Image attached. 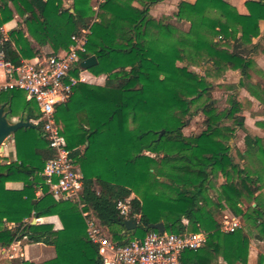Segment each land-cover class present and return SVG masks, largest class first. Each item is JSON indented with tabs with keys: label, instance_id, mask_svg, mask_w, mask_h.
Segmentation results:
<instances>
[{
	"label": "trees",
	"instance_id": "16d2710c",
	"mask_svg": "<svg viewBox=\"0 0 264 264\" xmlns=\"http://www.w3.org/2000/svg\"><path fill=\"white\" fill-rule=\"evenodd\" d=\"M163 1L105 0L96 15L92 0H73L69 8L63 0H0V40L6 24L21 20L0 44L14 66L38 57L49 44L55 52L68 50L72 36L90 28L81 60L96 56L98 65L90 72L107 76L104 86H76L70 102L55 113L84 176V208L48 194L42 176L48 141L41 125L22 128L15 133L17 161L2 164L0 157V248L26 239L55 248L56 258L39 264H102L99 247L88 239L83 212L97 218L119 246L144 239L149 226L160 223L168 234L207 233L204 247L184 253L182 264L241 261L244 230L222 232L216 217L223 209L241 217L264 241V138L247 136L245 153L237 151L238 161L232 154L249 105L241 91L264 106V74L254 80L257 60L264 56V0L248 1V15L225 0H181L175 16L191 24L188 34L150 14ZM229 71L239 72L240 79L223 86ZM218 87L230 93L222 111L213 98ZM0 104H6L11 117L40 116L20 91L2 94ZM200 113L206 129L185 135L188 120ZM9 182L23 188L8 190ZM132 195L137 198L130 218L140 216L134 234L125 230V219L116 210L118 200ZM53 216L62 230L26 222Z\"/></svg>",
	"mask_w": 264,
	"mask_h": 264
},
{
	"label": "built area",
	"instance_id": "2783aa9c",
	"mask_svg": "<svg viewBox=\"0 0 264 264\" xmlns=\"http://www.w3.org/2000/svg\"><path fill=\"white\" fill-rule=\"evenodd\" d=\"M97 13L99 8H95ZM90 28H82L72 36V45L68 50L51 56L25 60L20 66H14L6 59L0 49V96L10 91L24 93L27 102L34 104L40 114L31 119L35 126L41 125L44 137L48 141V159L42 176L49 188L48 194L57 201L77 204L82 202L84 176L75 165L68 149L66 138L56 123L55 113L58 106L67 105L74 89L79 84H88V78L81 69V55L87 53ZM7 39L0 40V44ZM78 69V75L73 72ZM38 196H42L39 190ZM133 197L118 200L116 210L121 218L132 219ZM87 224L88 239L99 247L102 264H182L187 251H198L208 241L204 232L176 235L151 230L144 239H134L129 244L119 246L101 226L99 220L90 212H83ZM140 220V216L133 217ZM242 228L239 217L226 218L222 225L225 233H234Z\"/></svg>",
	"mask_w": 264,
	"mask_h": 264
},
{
	"label": "crops",
	"instance_id": "0c3cea01",
	"mask_svg": "<svg viewBox=\"0 0 264 264\" xmlns=\"http://www.w3.org/2000/svg\"><path fill=\"white\" fill-rule=\"evenodd\" d=\"M92 1H93L92 4L93 10H94L97 7L99 8L100 3L103 2L104 0H92ZM184 1L189 2L190 4H195L197 0H184ZM225 1L229 5L234 7L239 14L241 15L249 14V11L246 7V3L251 0H225ZM63 2H64V6L66 8H69L71 7L73 0H63ZM180 2L181 0H164L163 2L153 6L151 8L150 14L155 18L161 17L162 14L173 16L174 14H176ZM133 6L137 8L140 7V5L137 2H135ZM20 22L21 20L16 17L13 21L6 24L1 29V34L3 38L8 39L9 33L15 28H17ZM184 27H185V31L187 32L188 27L190 29V24L185 23ZM260 27H261V34L264 37V22H261ZM33 47L39 49V47L35 43ZM55 53L58 52H55L52 45L49 44L40 50L38 57L47 56L49 54L53 55ZM257 69L261 73H264V56L260 57L257 60ZM1 73L2 71L0 70V76ZM85 75L88 78L89 85L104 86L106 83V79H107L106 75L95 76L90 72V70L86 71ZM240 76L241 75L239 72L229 71L225 74V81H228V83H237L240 79ZM260 79H261L260 75L254 76L255 81ZM241 96L242 98L248 101L249 105L243 112V116L245 118V129L238 131L237 136L239 137V142L236 145V147L238 151L245 153V151L247 150L246 141H245L247 136H250L252 138H264V106L256 98L252 97L248 91L244 89L241 91ZM1 106H4V111H5L6 104H0V107ZM9 118H12L13 121H17L20 118H22V115L19 114L17 117L9 116ZM23 118L25 119L27 118V116L24 115ZM0 157L2 164H8L17 161L15 135L10 140L6 141L4 145V151L0 153ZM6 188L8 190H21L23 188V184L19 182H9L6 184ZM260 193L264 197V184L262 185V189ZM255 206L256 205L253 204V207ZM247 207H248V203L244 202L243 209L246 210ZM233 216L234 214L229 209H223L220 211V213H218L216 220L221 225V231L225 219ZM239 218L242 221L241 229L244 230V233H243V241L241 248V261L238 264H264V241H262V238L258 236V233L255 229H250L246 225L245 221L241 217ZM33 221L34 220H32L31 223H33ZM38 223L51 224L55 227V230L63 229L62 223L57 216L42 218L39 219L38 221L36 220L35 224ZM8 226L10 229L15 228L14 224H9ZM24 240L26 239L15 242L9 248H5V249L0 248V264H18L16 263L17 260L29 261L35 264H39L56 258L57 254L53 246H48L45 244H27L23 242ZM38 247L39 249H37ZM219 264H226V263L221 258Z\"/></svg>",
	"mask_w": 264,
	"mask_h": 264
},
{
	"label": "rangeland",
	"instance_id": "374dc122",
	"mask_svg": "<svg viewBox=\"0 0 264 264\" xmlns=\"http://www.w3.org/2000/svg\"><path fill=\"white\" fill-rule=\"evenodd\" d=\"M104 1H105V0H104ZM104 1L100 3L99 8H100L101 4L104 3ZM188 3H189V2H188ZM92 4H93V1H92ZM68 5H69V4H68ZM98 12H99V11H98ZM98 12H97V13L95 12V14L97 15ZM159 16H160V15H159ZM159 16H158V17H159ZM161 18H163V19H167L168 24H170V25L173 26L174 28H177L179 31H181V32H183V33H185V34H188L189 31H190V29H191V24H190L188 21H180V20H178L177 17L175 16V14H174L173 16H169V15L162 14L161 17H159L158 19H161ZM185 23L190 24V29H189V27H188L187 32L185 31V27H184ZM177 66H179V67H183V66H186V65L183 64L182 62H178V63H177ZM190 70H195L196 72H199V73H201L202 75H204V72L202 71V69H194V68H190ZM257 70H258V69H257ZM258 72H259V73H254V76H255V75H260V74H262L259 70H258ZM263 74H264V73H263ZM260 77H261V76H260ZM229 81H230V79H229ZM222 84H224L223 86H225L226 84H229L228 81H225V77H224V79L222 80ZM229 94H230V93H229L225 88H223V87H218V88H216L215 91L213 92V98H214V100H215V102H216V106H217V108H218L219 110L222 111V110H224V109L228 106V105H227V101H228V95H229ZM204 120H205V116H204L203 114H201V113H200L198 116H196L195 118L188 120V123H187L188 125H187V127L183 130L184 134L187 135V136H191V135H199L201 132H203V131L206 129V127H205V125H204ZM238 142H239V137L236 135V137H235V139H234V141H233L234 150H233V152H232L233 157L235 158L236 161L239 160L238 155H237V151H238V149H237V147H236V145L238 144ZM146 155H149V156H153V157H154V155H152V154H150V153H146ZM221 181H222V179L218 180V182H221ZM132 197H133V198H137L135 195H132ZM32 220H37V221H38L39 219H37V218H33V219H29V220H27L26 222L28 223V222H31ZM38 224H40V223H38ZM54 228H55V227H54ZM107 233H108V232H107ZM108 235H109V233H108ZM109 237H110V235H109ZM23 242H24V243H27L26 240H24ZM37 249H39V247H38ZM21 262H23V261H21V260H17V261H16V263H18V264H20Z\"/></svg>",
	"mask_w": 264,
	"mask_h": 264
},
{
	"label": "water",
	"instance_id": "95a60500",
	"mask_svg": "<svg viewBox=\"0 0 264 264\" xmlns=\"http://www.w3.org/2000/svg\"><path fill=\"white\" fill-rule=\"evenodd\" d=\"M98 65V60L96 56H91L86 60L82 61L80 67L84 71H89L92 68ZM35 125L30 122V118H20L17 121H13L12 118H9V114L4 111V106L0 107V153L4 151V145L6 141L10 140L15 133L22 128H34ZM164 132H162L163 134ZM36 220L32 224H35ZM137 219H128L123 222L125 230L129 233H135L138 228ZM150 230H158L160 233H165L166 229L163 223L157 225H150Z\"/></svg>",
	"mask_w": 264,
	"mask_h": 264
}]
</instances>
